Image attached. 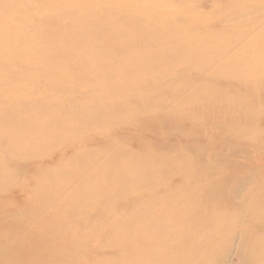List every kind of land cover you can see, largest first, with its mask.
Returning a JSON list of instances; mask_svg holds the SVG:
<instances>
[{
    "label": "rangeland",
    "instance_id": "374dc122",
    "mask_svg": "<svg viewBox=\"0 0 264 264\" xmlns=\"http://www.w3.org/2000/svg\"><path fill=\"white\" fill-rule=\"evenodd\" d=\"M0 171V264H264V0H0Z\"/></svg>",
    "mask_w": 264,
    "mask_h": 264
},
{
    "label": "bare ground",
    "instance_id": "6f19581e",
    "mask_svg": "<svg viewBox=\"0 0 264 264\" xmlns=\"http://www.w3.org/2000/svg\"><path fill=\"white\" fill-rule=\"evenodd\" d=\"M164 2V1H163ZM165 2H167V1H165ZM160 5V4H159ZM167 5V4H166ZM168 8V7H167ZM173 8V7H172ZM144 15V14H143ZM114 16V15H113ZM149 18V17H148ZM154 18L156 19V20H158V21H161V20H163V19H165V18H167V20L169 21L168 23L169 24H172L171 22H170V20H169V18H168V16H165V17H163V16H157V15H154ZM166 20V19H165ZM242 23V22H241ZM244 23V22H243ZM166 24V23H165ZM134 26V25H133ZM170 27H172L171 25H169ZM214 27V26H213ZM153 28V27H152ZM149 29V28H148ZM137 30V29H136ZM144 30V29H143ZM135 31V30H134ZM163 31V30H162ZM172 31V30H171ZM170 31V32H171ZM130 32V31H129ZM179 32V31H178ZM138 33V32H137ZM172 35V34H171ZM162 37V36H161ZM159 39V38H158ZM157 42V41H156ZM159 43V42H158ZM191 45H192V43H191ZM238 46V44H236V47ZM235 48V47H234ZM170 51V50H169ZM233 51V50H232ZM225 72V71H224ZM225 76V75H224ZM67 82H68V80H67ZM260 84H262V83H260ZM241 94V93H240ZM15 103V102H14ZM22 113V112H21ZM228 114V113H227ZM231 115V114H230ZM220 116H222V115H220ZM240 139V138H239ZM57 159H58V156H57ZM2 171V170H1ZM0 171V172H1ZM244 184V181L243 182H241L240 184H239V186L235 189V190H233L232 191V193L233 194H238V190L240 189L239 187H241V185H243ZM5 188V187H4ZM28 190H29V188H28ZM224 190V189H223ZM217 193H219V191L218 190H216V189H214L213 191L211 190L210 192H207V194H208V196L210 197V196H214V195H216ZM126 194V193H125ZM241 197V196H240ZM258 198V197H257ZM85 205V204H84ZM82 206V205H81ZM229 206V205H228ZM179 209V208H178ZM252 219H253V217H252ZM185 222V221H184ZM198 225H199V223H198ZM18 228H20V226L18 225ZM15 229H17V226H14L13 228H10V231L11 232H13V231H15ZM20 229H24V228H20ZM21 230V231H22ZM224 232V231H223ZM226 232V231H225ZM11 235V234H10ZM138 235V234H137ZM140 236V235H139ZM181 237V236H180ZM144 238V237H143ZM249 234H247L246 232L245 233H243L242 234V243H241V245H239L238 246V252H237V255H238V257L240 258V259H242L243 261L252 253V252H254V251H256V248L254 247V245H253V243H249ZM16 239V238H15ZM16 241V240H15ZM218 241V240H217ZM13 241H11V240H9L8 241V243H7V245L9 246V244H10V246L9 247H14V248H16V249H14V251L13 252H16L17 253V251H18V249L20 250V252L18 253V256H14L12 259H11V262H12V264H23V263H25V261H28L30 264H33V261H35L31 256H32V253H34L35 251H34V249H30L29 251H28V249H26L25 248V250L27 251V252H25L24 253V243L22 244V242H23V240L22 241H20L19 243L17 242H14L12 245H11V243H12ZM43 243V242H42ZM42 243H40L41 245H42ZM181 244V243H180ZM232 244H233V242H229V243H226V245L223 247V249H220V250H217V252H214V251H212L211 249H209V248H207V249H209V250H207L206 248L204 249V252L208 255V254H212L211 255V257H214V260L213 261H216L218 258L219 259H221V263H223V264H226V261H227V258L229 257V255H231V253H232ZM16 246V247H15ZM40 246V245H39ZM34 247H35V244H34ZM41 247V246H40ZM47 248V247H46ZM9 249H11V248H3V250H2V252L4 251V253L5 252H8L7 250H9ZM39 249V248H38ZM23 250V251H22ZM198 250H201V249H198ZM198 250H197V253H198ZM45 251V250H44ZM43 251V252H44ZM47 251V250H46ZM210 251H212V252H210ZM204 253V254H205ZM46 254V253H45ZM3 255V254H2ZM47 255V254H46ZM190 256H188L187 258L190 260L189 262L191 263V261H192V259H193V254L191 255V254H189ZM8 257V256H7ZM51 257V256H50ZM74 257V256H73ZM6 258V257H5ZM48 258V257H47ZM43 260V259H42ZM171 260H173V259H171ZM170 260V261H171ZM44 261V260H43ZM52 263V262H51ZM35 264V263H34Z\"/></svg>",
    "mask_w": 264,
    "mask_h": 264
}]
</instances>
